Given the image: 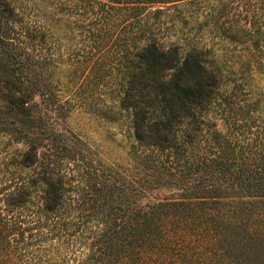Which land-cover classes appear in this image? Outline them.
Segmentation results:
<instances>
[{"label":"trees","instance_id":"16d2710c","mask_svg":"<svg viewBox=\"0 0 264 264\" xmlns=\"http://www.w3.org/2000/svg\"><path fill=\"white\" fill-rule=\"evenodd\" d=\"M43 3L0 0V264H264V0ZM182 7L217 48L157 34ZM102 85L122 169L55 123Z\"/></svg>","mask_w":264,"mask_h":264},{"label":"rangeland","instance_id":"374dc122","mask_svg":"<svg viewBox=\"0 0 264 264\" xmlns=\"http://www.w3.org/2000/svg\"><path fill=\"white\" fill-rule=\"evenodd\" d=\"M21 1L33 2L35 14H39L44 4L43 0ZM166 5L167 6H160L161 9L165 10L162 15L167 16L171 13H175L173 8H167L168 4ZM187 13L188 11L182 7L180 14L187 17L188 20H186L184 24L180 22H174V24L169 22L163 23V25L159 27L157 34L164 39L179 38L180 35H182V37L192 38L193 41L199 44L204 43L208 46L212 45L214 48H217L219 43L216 38H212L207 31L200 30L197 25L192 22L194 19ZM74 18L75 17L65 15L64 21H62L57 32H55V35L58 33L59 39L52 40V45L58 48L61 53H63L66 48L74 50L77 46H80V43L84 40L83 36L78 33L80 27ZM67 71L66 66L62 65L56 72L61 81L65 82L67 80ZM89 87L94 88V86L91 85H89L88 88ZM62 89V95L67 97L70 96L73 99L77 98H74V94L69 92L65 87ZM107 99V87L102 85L98 91L93 92L92 97L89 96L87 98V102L89 101V103L78 105L76 100V104H72L66 116L64 118H57L55 123L58 130L66 133L72 138H79L83 141L89 149L88 155H90L95 163L100 165H102V163H113L119 165L118 169H122L121 166L127 161L126 152L130 141V139L126 137L127 122L122 118H119L116 122L109 121L101 114L99 107L102 102H106ZM72 103L74 102L72 101ZM2 142L0 141V161L4 160L2 158L5 156L4 153L8 151V148L10 150L13 148L6 138L3 139ZM4 147H7V149Z\"/></svg>","mask_w":264,"mask_h":264}]
</instances>
